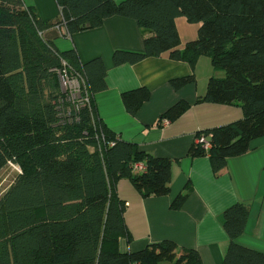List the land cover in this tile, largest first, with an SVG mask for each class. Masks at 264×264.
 I'll return each instance as SVG.
<instances>
[{
    "label": "trees",
    "instance_id": "1",
    "mask_svg": "<svg viewBox=\"0 0 264 264\" xmlns=\"http://www.w3.org/2000/svg\"><path fill=\"white\" fill-rule=\"evenodd\" d=\"M57 2L61 18L45 21L23 0H0V169L10 162L21 169L0 197V264H204L198 250L172 240L120 252L118 239L130 235L126 202L116 184L126 178L144 197L167 195L172 161L141 151L101 123L92 94L106 88L104 62L82 63L76 50H58L45 33L61 26L69 33L99 27L116 15L132 18L150 35L143 50H116L114 63L168 53L191 68L190 74L170 80L176 90L195 82L198 58L209 55L225 75L212 76L198 101L239 105L243 117L198 132L188 155L208 156L219 173L228 158L248 152L252 141L264 136V0ZM180 16L199 23L197 37L184 50L176 25ZM64 69L83 78L79 97L62 89ZM149 98L145 87L122 94L133 115ZM189 107L179 100L161 119L175 120ZM202 135L209 149L197 142ZM136 162L145 170L135 171ZM188 195L186 187L173 207L180 208ZM250 212L245 202L223 212L230 238L223 264H264L263 252L236 243Z\"/></svg>",
    "mask_w": 264,
    "mask_h": 264
},
{
    "label": "crops",
    "instance_id": "2",
    "mask_svg": "<svg viewBox=\"0 0 264 264\" xmlns=\"http://www.w3.org/2000/svg\"><path fill=\"white\" fill-rule=\"evenodd\" d=\"M23 1L45 21L61 18L57 0ZM176 25L184 50L198 30L189 26L186 18L178 17ZM45 35L62 52L76 50L82 63L101 58L107 75L106 88L92 94L97 118L118 138L136 144L147 154L172 161L171 190L167 195L144 197L126 178L116 184L118 196L126 202L124 221L130 235L118 239L120 252H137L149 244L172 240L198 250L204 264H223L230 238L222 214L229 206L245 202L251 206L250 217L236 243L264 253V136L252 141L248 152L228 158L219 173L214 172L208 156L188 155L198 132L243 117L239 105L198 101L205 96L212 76L225 75L209 55L198 58L195 82L176 90L170 80L190 74L191 68L186 61L170 59L168 53L134 64L114 63L116 50H143L144 39L150 35L132 18L116 15L106 18L99 27L69 33L61 26L49 29ZM139 87L147 88L150 98L133 115L122 94ZM179 100L187 101L190 107L175 120L161 119ZM186 187L187 199L180 208H174V200L186 192Z\"/></svg>",
    "mask_w": 264,
    "mask_h": 264
},
{
    "label": "rangeland",
    "instance_id": "3",
    "mask_svg": "<svg viewBox=\"0 0 264 264\" xmlns=\"http://www.w3.org/2000/svg\"><path fill=\"white\" fill-rule=\"evenodd\" d=\"M121 1V0H120ZM179 18H185L180 16ZM186 23L195 28L197 31L199 28V23H191L186 20ZM181 28V25H180ZM195 39V38H194ZM81 79L75 76L65 77L64 80L62 78V89L64 91H68L73 97H79V93L81 91ZM18 165L10 162L3 169H0V197L7 190V188L12 184L15 177L17 176L19 170L17 169Z\"/></svg>",
    "mask_w": 264,
    "mask_h": 264
},
{
    "label": "built area",
    "instance_id": "4",
    "mask_svg": "<svg viewBox=\"0 0 264 264\" xmlns=\"http://www.w3.org/2000/svg\"><path fill=\"white\" fill-rule=\"evenodd\" d=\"M64 65H66V62H64ZM66 67H67V65H66ZM69 75L72 76L71 74H69V72H68L67 69H64L63 72H62V74H61V82H62V78L64 80V78L65 77H68ZM75 77H79L83 81V78L79 74L78 75L76 74ZM85 100L87 102H89L88 96L85 98ZM197 142H204V147L206 149H209V147H210V142L207 141V137L206 136H203L202 135V136L198 137L197 138ZM111 145H114V142H111ZM17 169L19 170V172H21V169H20L19 166L17 167ZM133 169L135 171H143V170H145V165L143 163H141V162H136L133 165Z\"/></svg>",
    "mask_w": 264,
    "mask_h": 264
}]
</instances>
